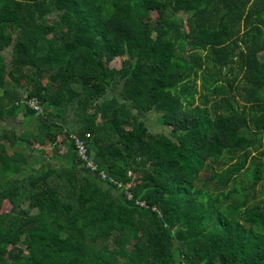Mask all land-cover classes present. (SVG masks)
<instances>
[{
	"label": "trees",
	"instance_id": "1",
	"mask_svg": "<svg viewBox=\"0 0 264 264\" xmlns=\"http://www.w3.org/2000/svg\"><path fill=\"white\" fill-rule=\"evenodd\" d=\"M18 115L0 264H264V0H0V119Z\"/></svg>",
	"mask_w": 264,
	"mask_h": 264
},
{
	"label": "built area",
	"instance_id": "2",
	"mask_svg": "<svg viewBox=\"0 0 264 264\" xmlns=\"http://www.w3.org/2000/svg\"><path fill=\"white\" fill-rule=\"evenodd\" d=\"M26 103L33 108L36 111L40 110V106L39 103L36 99L32 98L26 101ZM73 142H74V147L75 150L77 152V155L79 156V158L81 159V161H83L85 163V165L90 169V171L94 174V175H99L101 176V178H107L110 182L116 184L118 187L122 186L121 182H118L116 179L107 176L106 173H104V171H100L97 170V165L94 162L93 158L91 156H89V154L87 153V148H86V143L84 140L78 138V137H74L73 136ZM128 198L131 197V193L126 191ZM136 203L141 205V206H148L144 201L141 200H136ZM154 208V207H153Z\"/></svg>",
	"mask_w": 264,
	"mask_h": 264
},
{
	"label": "crops",
	"instance_id": "3",
	"mask_svg": "<svg viewBox=\"0 0 264 264\" xmlns=\"http://www.w3.org/2000/svg\"><path fill=\"white\" fill-rule=\"evenodd\" d=\"M9 118H13V122L16 124V126L10 125L9 127L4 126L3 124L6 123V121ZM19 115L18 116H9V117H4L3 119H0V130L3 128H13L14 130H16L17 132H21L22 131V127L19 123ZM16 148L20 149L28 158V161L30 163V166H32L33 168H38L40 166V164L44 163V162H52L55 165L58 164V160L56 159H51L50 158V154L49 153H41L38 149L39 147H31V146H16ZM49 147H46V150L48 151ZM65 149V145H62L59 148V152L62 153ZM29 150H32L33 153H35V155H33L32 157L28 154ZM38 159V161H36L35 159Z\"/></svg>",
	"mask_w": 264,
	"mask_h": 264
},
{
	"label": "rangeland",
	"instance_id": "4",
	"mask_svg": "<svg viewBox=\"0 0 264 264\" xmlns=\"http://www.w3.org/2000/svg\"><path fill=\"white\" fill-rule=\"evenodd\" d=\"M4 53V56L6 57V60L9 61L10 59V48L6 51L3 52ZM123 58L122 57H115L112 59L111 61V66L113 67H119L120 66V63H121V60ZM44 82H48V80H44ZM113 92H116V91H110L108 93V96L113 93ZM58 121H62V119H58ZM145 121H146V124L149 128V130L155 132V133H158V132H161V131H167V129L165 127L162 126L161 122L159 121L158 119V114L153 112V111H150L147 113L146 117H145ZM33 122V121H32ZM33 124V123H32ZM4 126L6 127H9L10 125H13V126H16V124L13 122V118H9L6 123L3 124ZM32 125H30L31 127ZM61 139V136L58 137V141ZM263 145H264V135H263ZM28 154L32 157L33 155H35V153H33L32 150H29ZM20 174H18L19 176ZM264 181V180H263ZM5 209L4 210H7L8 209V206L4 207ZM25 253H26V249H24Z\"/></svg>",
	"mask_w": 264,
	"mask_h": 264
}]
</instances>
